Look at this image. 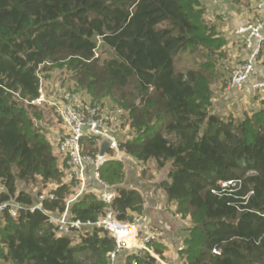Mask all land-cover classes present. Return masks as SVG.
I'll use <instances>...</instances> for the list:
<instances>
[{"label":"trees","instance_id":"obj_1","mask_svg":"<svg viewBox=\"0 0 264 264\" xmlns=\"http://www.w3.org/2000/svg\"><path fill=\"white\" fill-rule=\"evenodd\" d=\"M202 2L0 0V203L20 206L16 215L11 207L0 211V264H109L114 238L96 222L109 205L123 222L145 211L141 191L124 185L125 156L166 169L165 202L189 220L177 251L181 263L264 264V107L242 119L211 111L212 56L224 53L225 39L204 18ZM100 46L107 57L97 54ZM197 50L207 58L175 69L176 55ZM54 68L73 72L75 88L87 91L91 106L100 108L101 96L132 85L139 95L137 104L123 103L133 133L120 141L122 155L115 158L107 148L111 158L98 170L114 190L112 203L97 195L88 164L89 190L68 209L81 226L67 232L49 214L64 211L80 182L66 180L67 157L53 150L34 118L47 107L62 122L55 106L31 103L40 93L39 71ZM81 143L94 158L101 138ZM34 184L54 186L42 208L31 211L41 193L31 190ZM151 229L157 236L148 248L165 259L164 237ZM117 255V264H157L145 249Z\"/></svg>","mask_w":264,"mask_h":264},{"label":"rangeland","instance_id":"obj_2","mask_svg":"<svg viewBox=\"0 0 264 264\" xmlns=\"http://www.w3.org/2000/svg\"><path fill=\"white\" fill-rule=\"evenodd\" d=\"M203 1V0H202ZM257 0H233V5H237L238 8L242 9V12L246 14L243 17L242 23L248 22H255V19L260 16V12L253 7L254 2ZM217 0H208L207 3L202 4L203 10L207 11L208 16L215 15L216 10L213 7V3H216ZM206 4V6H205ZM250 6V8H249ZM247 8V12L244 10ZM204 11V13H205ZM249 16V15H252ZM205 17V16H204ZM209 18H206L208 22ZM226 20V19H224ZM237 20V19H235ZM248 21V22H247ZM227 32H230L227 31ZM235 35V33H234ZM240 35V34H239ZM236 36V35H235ZM241 36V35H240ZM237 37V36H236ZM232 40V39H231ZM230 46L223 47V52H216L214 56H212V60L216 61L215 71L217 72L215 77L210 78L209 83L212 88L213 96H212V103L213 106L211 107L212 112H218L222 116H232L235 119H242L245 116L251 115L253 112L258 110L262 104L258 102L259 98L264 95V88L257 89L256 92L253 93L254 100H251L249 96V89L244 87L239 92H232L231 94H227L225 89L226 83L229 80L231 69L233 65L245 58L244 54L242 53V47L240 44L243 42L240 41V38H235ZM236 44L235 49H231L232 45ZM239 44V46H238ZM244 46V45H243ZM245 48V47H244ZM201 50H197L192 54H185L180 53L174 57V67L178 70H186L191 68L194 64L196 66L197 62L205 60L207 57L204 53L200 52ZM97 54L101 57L108 56V50L105 47L100 46L97 50ZM217 55V56H216ZM264 54L261 55L260 59L258 60L260 65L264 66ZM262 62V63H261ZM39 71L40 75V92L46 93L47 97L45 99L50 102L62 103L65 100V95L67 93L74 95L75 102L83 107V109H88L90 105L91 96L87 93L85 89L78 91L75 88L74 79L72 77L73 72L66 69V68H54L51 70ZM224 89V90H223ZM75 92V93H73ZM123 92V97H120V94ZM60 93L61 99L57 97ZM255 95H258L259 98ZM252 98V99H253ZM95 99V98H94ZM134 101L136 104L139 101V95L133 89V85L125 88L121 92H112L111 96H101L98 100L102 102V106H100V115L104 118L106 126L110 127L111 132L114 134L115 139H125L128 138L133 132L129 127L130 117H129V110L123 105V103H131ZM264 106V104H263ZM37 112V110H36ZM39 117V116H38ZM34 117L41 126L45 135L49 138L50 142L53 143V150L57 149L59 151L60 137L66 131L65 126L62 122L54 115V111L50 108H44L41 116ZM39 119V120H38ZM59 140V141H58ZM111 158V157H110ZM125 170H126V177L124 185L127 187H137L143 196H151L149 191L152 194H155V197H151V207H155L156 205L161 204V208L157 210H153L152 212H157L161 216H159V221L152 222L151 227L154 228L156 225V231L160 236L164 237V245L165 251L164 256L165 259H160L158 261L159 264H180V260L178 257V249L182 245V240H178L179 236L175 237L174 235H170L171 232H168L165 229L160 228L159 226H163L164 222L166 224L170 223L171 227H177L176 225H181V230L188 227L189 220L188 218H181L179 215H176L174 212L175 205L173 203L165 202V193L162 190L160 183L163 178H165V168L157 169L155 164L152 161L147 163H141L137 161L132 156H125ZM67 180V178H66ZM54 185H48L46 187H42L40 184L30 185L31 190H36L40 192H48L50 187ZM81 186V185H80ZM18 188H21V182L17 184ZM78 189V190H77ZM89 190V189H88ZM80 188H76L75 191L73 190L71 195L67 197V202L72 201L75 199L76 194H80ZM149 194V195H148ZM146 210V209H145ZM149 213V212H148ZM147 210L144 212L143 215L149 216ZM141 216L144 218V216ZM155 215V213H154ZM156 216V215H155ZM142 218V219H143ZM158 218V216H157ZM143 223V220H142ZM146 222L143 223V226ZM158 224V226H157ZM142 227V224H141ZM176 239V241H175Z\"/></svg>","mask_w":264,"mask_h":264},{"label":"built area","instance_id":"obj_3","mask_svg":"<svg viewBox=\"0 0 264 264\" xmlns=\"http://www.w3.org/2000/svg\"><path fill=\"white\" fill-rule=\"evenodd\" d=\"M254 7L260 12V16L255 19V22H248L237 28L236 33L240 34L243 42L248 49V55L243 60L235 63L231 69L229 80L226 83V91L236 92L245 87L246 82L256 75L258 66V56L264 52V19L261 14H264V0L254 2ZM255 90L264 88V69L260 79L253 84ZM32 104L50 103L55 106V110L66 128V131L60 138L59 151L63 156L67 157V164L70 169L68 171L67 180L76 179L80 182V194L87 190V165L91 164V173L97 182V195L107 204H111L115 193L105 182L99 178L100 165L108 160L110 156L105 151L103 155L96 154L93 158L90 155L83 153L81 140L83 137L96 136L99 139L102 137L110 141L108 148H111L115 153L119 154L120 139H115L110 127L106 126L104 118L100 115V108L94 104L88 109H83L75 100L74 95L67 93L65 100L60 104L50 102L45 99L43 92H40L38 97L31 101ZM114 156V155H113ZM87 182V183H86ZM46 192H41L36 196L35 202L29 206V209L42 208L43 200L47 197ZM79 194H76V198ZM48 197L53 198V194ZM73 200V199H72ZM63 212L58 214H49V219L57 226L59 232H67L69 228H80L81 223L78 220L70 219L68 214L69 203ZM17 203H0V211L9 207L12 215L17 214ZM20 207V206H19ZM141 216H135L132 222H123L116 218L113 214L110 205L105 213L97 222L96 225L107 232L109 236L114 238L115 249L108 252L109 264H117L118 253L120 252H136L140 249L150 251L149 243L156 238L157 234L152 229L148 231L140 230L142 223ZM215 251V250H214ZM216 252V251H215Z\"/></svg>","mask_w":264,"mask_h":264},{"label":"crops","instance_id":"obj_4","mask_svg":"<svg viewBox=\"0 0 264 264\" xmlns=\"http://www.w3.org/2000/svg\"><path fill=\"white\" fill-rule=\"evenodd\" d=\"M207 1L208 0H203L202 4L207 3ZM212 5H213L214 9L216 10V16L215 15L208 16L207 11L204 10L205 11V13H204L205 17L204 18L205 19L209 18L208 20L210 21V23L215 26V30H216L217 36H220V37L225 39L224 47L228 46V45L230 46V43L232 44L234 42L232 40H234L235 38H240V41L242 42V40H243L242 36H240L239 34L236 33L237 28L242 26V25H244V23H242V20H243V17L246 16V14L244 12H242V9L238 8L237 5H233V0H217V2L213 3ZM205 6H206V4H205ZM249 8H250V6H249ZM244 10L247 12V8L246 9L244 8ZM261 15L263 16V19H264V14H261ZM249 16L253 17V14L249 15ZM224 19H226V20H224ZM235 19H237V20H235ZM229 30H230V32H227ZM234 33H235V35L237 37L234 35ZM238 46H239V44H238ZM240 46L242 47V51H243L242 53L244 54L245 57H247L248 49L246 48L244 42H242L240 44ZM235 48H236V44L231 46V49H235ZM263 54H264V52L262 53V55ZM259 63L260 62L258 61V66H257V69H256L257 70L256 71V75H253V77L250 78L245 84V87L248 88L249 91H250L248 93H249V96H250L251 100H254V98L252 96H253V93L257 91V90H255L253 88V84H254V82L256 80L260 79V77L262 75V70L264 69V66L260 65ZM227 92H229L227 94H231L232 93L231 91H227ZM236 92H239V91H236ZM255 96H257L259 98L258 95H255ZM259 99L260 100H258V102L260 104H262V106H260L259 108L264 107L263 106V104H264V95H262V97L259 98ZM121 155H122L121 151L119 152V154L114 152L115 158H118ZM87 175H88V177H87L86 180L88 182L91 179V178H89L91 176L88 173H87ZM88 184H89V182H88ZM149 193L151 194L150 197L149 196H147V197L145 196V209L147 210V213L149 212L148 213L149 216L143 215L144 218L142 217L143 218V223L146 222V224L144 226H143V223H141L142 227L140 228V230H143V231H148L149 229H151V226H150L151 225V221L152 222L159 221V216H161L157 212H154L155 215H156L155 216L154 213L152 212L153 210L160 209L161 208V204L156 205L155 207L152 208L151 207V203H152L151 202V197H155V194H152L151 191H149ZM157 216H158V218H157ZM157 226H158V224H157ZM176 226L177 227H173V226L171 227L170 223L166 224L164 222L163 226H159V227L162 228V229H165V231L167 230L168 232H171L170 235H174L175 237L179 236L178 240L181 241L183 232H182V230L180 228H182V226L181 225H176ZM154 227H156V225H154ZM175 241H176V239H175ZM163 242H164V240H163ZM149 253L151 254V256H153L156 259L157 264H159L158 261L160 259L162 260V258H160L159 255L154 253L152 250H150ZM165 260H166V258H165ZM165 264H167V263L165 262ZM180 264H183V263L180 262Z\"/></svg>","mask_w":264,"mask_h":264},{"label":"water","instance_id":"obj_5","mask_svg":"<svg viewBox=\"0 0 264 264\" xmlns=\"http://www.w3.org/2000/svg\"><path fill=\"white\" fill-rule=\"evenodd\" d=\"M109 145H110V141L107 138L102 137L101 138L100 148H99V155L100 156L104 154V152L109 147Z\"/></svg>","mask_w":264,"mask_h":264}]
</instances>
